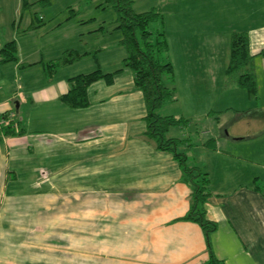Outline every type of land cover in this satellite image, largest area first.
I'll return each mask as SVG.
<instances>
[{
  "label": "crops",
  "instance_id": "0c3cea01",
  "mask_svg": "<svg viewBox=\"0 0 264 264\" xmlns=\"http://www.w3.org/2000/svg\"><path fill=\"white\" fill-rule=\"evenodd\" d=\"M206 2L207 6L192 3L193 8L177 6V62L184 65L188 79L207 86L199 102L192 105L190 114L195 119L203 118L213 109L210 87L214 79L225 78L230 33H248L249 50L255 56L256 79L262 76L264 80V0H234L231 6L234 9L230 11L226 10V0ZM34 26L33 29L37 27ZM63 26L61 22L52 31ZM100 28L96 33L109 38H114L117 31ZM164 30L171 50L166 25ZM117 32L119 36L113 39V45L93 44L88 48L86 45L82 50L68 46L65 38L60 39L48 48L45 56L33 61L25 60L16 39L18 62L0 64V68L13 64L11 74L15 78L24 74L26 84L31 85L24 93L0 99V118L13 111L15 121L25 131L22 136H5V126H0L2 180L10 174L5 167L7 150L28 147L29 143L40 144V139L46 138L51 161L67 157L59 170L61 174L52 172L53 177L60 174L61 189L56 188L57 181L52 178V184L44 189L50 191L52 199L36 202V213H31L29 208L25 218L33 219L32 223L48 224L56 220L78 225L76 231L68 228L60 233L23 235L13 230L7 232L12 234L8 238L0 233V264H206L209 254L201 229L181 220L189 209L190 196L181 167L171 153L159 151L155 142L144 136L143 95L134 87L132 72L122 68L126 51L118 45L121 34ZM67 50L90 54L61 68L48 82L43 65ZM86 60L91 62L90 72L122 70L114 76L111 85L100 80L88 87L87 108L71 109L58 97L67 91L69 78L90 73L81 70L90 65ZM26 64L31 66L21 67ZM31 69L37 70L35 78L25 74ZM163 115L184 117L167 112ZM179 129L185 135L184 129L180 126ZM186 137L180 140L183 150L185 144L191 143ZM224 138L222 149L216 138L197 144L200 160L206 163L202 167L208 171L212 194L204 205L205 214L217 224L210 237L211 251L222 264H262L264 194L258 182L264 171V120H235ZM65 141L69 151L58 154V145ZM186 146L184 151L179 150L187 155L192 148L191 144ZM212 169L218 172L214 178ZM11 174L16 179V173ZM58 191L68 194L60 200L53 199ZM105 193H114V197L101 198ZM235 195L242 199L238 201ZM226 197L232 199L228 207L233 210L227 208ZM6 208L2 217L14 218L10 213L13 207L8 204ZM17 222L16 219L10 224Z\"/></svg>",
  "mask_w": 264,
  "mask_h": 264
},
{
  "label": "rangeland",
  "instance_id": "374dc122",
  "mask_svg": "<svg viewBox=\"0 0 264 264\" xmlns=\"http://www.w3.org/2000/svg\"><path fill=\"white\" fill-rule=\"evenodd\" d=\"M24 1L27 2V6L24 5L23 7V0H0V45L3 44V42L11 40L16 41V39H18L20 47H22L24 52V58L27 61L38 60L41 55L45 56L48 48H51L63 38L69 42L70 45L68 46L72 48L77 47L82 50L86 45L88 48V46L93 44H108V46H111L114 43L113 39L119 36L117 31L115 32L114 38L96 33L99 27H103L104 30L107 31H113L112 29L117 24L116 19H118V13L115 9L116 1L106 3L104 0ZM130 1L132 2V10L136 13H145L153 10L162 14L164 17L165 22L163 28L165 29L166 25L171 49L169 50L168 47L167 56L173 66L171 81L168 78L164 81L166 85L173 87L175 94L174 100L165 103L158 109V112L162 116H164V112L175 115L179 114L177 117L184 116L182 118L189 121L186 124L188 125L187 127H181L184 129L185 135H182L179 127H173L170 129L171 132L167 134V137L174 136L176 139L181 140L183 136H187L185 140H190L191 143L187 144H191L192 148L187 152V155L185 154L187 166L198 167L208 173L207 169L202 167V164L206 163L200 160L199 146L201 144L199 142H201V140L206 141V139L209 138H216L220 149H222L225 133H229L232 122L243 118L247 120L259 119L255 118L253 114L264 112V109H260L264 108V80L261 79L262 76L257 77L256 80L259 92L256 96H251L248 95L245 90L239 89L233 81L226 82L224 77L222 80L214 79L210 87V92L213 97V109H210L203 118L195 119V117H192L193 115L190 114L192 113V105L199 102V99L203 96L202 93L206 92L207 86L205 84H199V82L193 78L188 79V74L185 72V68H183L184 65L177 62V6L179 5V8L184 9L191 5L193 8L194 5L192 3L199 6L197 3L200 2L202 6H207V4H205L207 3L206 0ZM233 1L234 0H226L227 11L234 9L231 8ZM39 19H42V21ZM61 22L64 24L63 28L61 30L58 28L52 31V29ZM32 23L37 27L26 31ZM103 37L105 39H103ZM229 38L230 35H228V40ZM178 54L180 55V51ZM85 63H90V65L82 67L81 70L90 72L89 70H92L90 69L92 66L91 62L86 60ZM12 65L13 64H9L4 66V68H0V89L3 87V89L0 90V99L2 101L6 100V98H11L12 95H16L19 92L24 93L31 87V85L26 84L24 74H22L23 76L21 75V78H15L16 76L11 74L10 69L13 67ZM26 71L25 74L33 75L35 78L34 73L37 70L31 69ZM202 102H204V100ZM204 104L205 103H202V105ZM6 114H8V112ZM15 119L16 117L14 114L12 120ZM202 131H204V136L201 135ZM40 140V144L29 143L28 147L25 146L21 149L7 150L5 158L7 164L5 167L10 170V174H8L9 178L2 180L0 171V233L2 235L4 234L5 238H8L7 235H12L7 234V232L13 230L26 235L40 232L60 233L62 231L66 232L68 228H70V231H76L78 228L77 224H61L60 222H56V220H54L55 222L53 221V223L45 224L32 223L34 221L33 219L25 218L28 216L26 212L29 213V208L32 211L31 213H36L34 212V210H37V208L34 207L36 202L52 199V197L49 196V194H51L50 191L46 192L44 190L47 185L52 184V178H55L57 181L54 182L55 185H57L56 188L61 189V171L59 170L63 167V162L67 161V157L59 159L54 158V160L51 161V149L47 146L49 140L46 138ZM180 143L181 142L177 144L179 152L183 150L182 147L180 148ZM187 144L183 146L184 150L187 148ZM66 145V141L58 145V154H66L69 151ZM195 147L198 148L195 149ZM219 166L221 167L220 164ZM54 170L60 173L58 174L59 176H52ZM211 171L214 178L216 176H214V174L218 172H214L213 169ZM12 172L16 173V179H14L13 174H11ZM66 172H68V169H66ZM260 176L261 182H258V186H261L262 193L264 194V171L260 173ZM67 194L68 193L62 191L54 192L53 199L60 200L62 196ZM86 194L92 195V193ZM118 194L121 193H117L116 195ZM113 197L114 193H105L101 195V198ZM235 197H237L238 201L242 199L241 196L235 195ZM226 200L228 202L227 208L233 210L228 207L232 199L226 197ZM8 204L13 207L10 213L14 218L2 217L7 211L6 206H8ZM16 219L19 223L10 224ZM23 235L22 237H24ZM260 242L264 245V236L261 237ZM23 259L25 258L23 257ZM258 259L261 260L262 258L258 257ZM261 263L264 264V260H262Z\"/></svg>",
  "mask_w": 264,
  "mask_h": 264
},
{
  "label": "trees",
  "instance_id": "16d2710c",
  "mask_svg": "<svg viewBox=\"0 0 264 264\" xmlns=\"http://www.w3.org/2000/svg\"><path fill=\"white\" fill-rule=\"evenodd\" d=\"M43 1L48 2V0ZM112 1H116L115 9L118 13L114 30L121 34L118 45L126 51V56L122 60V68H128L132 72L134 87L143 95L146 108V115L143 118L146 128L144 136L155 142L159 151L171 153L178 162L182 171V179L190 189L189 209L181 220L192 222L201 229L209 254L206 264H222L211 251L210 237L216 231L217 224L206 218L204 209L206 201L211 196L209 174L198 167L187 166L186 155L179 152L177 148V144L181 141L167 137L171 128L183 127L189 121L173 116H162L158 112L161 106L174 100L175 94L173 87H169L164 81L166 78L171 81L173 74V66L167 56L168 43L163 28L164 17L153 10L136 13L132 10L130 0H104L105 3ZM24 5L27 6V2L23 0V7ZM34 27L31 25L27 30ZM100 30L104 28L101 27ZM87 54L90 53L80 54L74 50H67L54 61L45 63L43 66L47 81L51 82L61 68L79 61ZM10 62H18L15 41L4 43L0 49V64ZM25 66L31 65L26 64L21 67ZM122 68L112 73H103L100 69H96L87 74L71 77L67 80V91L60 95L58 100L71 109L87 108L89 106L88 87L100 80L111 85L114 76ZM225 80L226 82L233 81L248 95L256 96L258 93L255 56L250 53L247 32L230 34ZM253 116L263 120L264 112L254 113ZM12 124L3 127L5 136L16 137L25 134L19 121H16L17 130Z\"/></svg>",
  "mask_w": 264,
  "mask_h": 264
},
{
  "label": "built area",
  "instance_id": "2783aa9c",
  "mask_svg": "<svg viewBox=\"0 0 264 264\" xmlns=\"http://www.w3.org/2000/svg\"><path fill=\"white\" fill-rule=\"evenodd\" d=\"M13 116H14V113L12 111H9L5 117H1L0 118V126H2V125L6 126V125L13 123L12 125H13L14 129L17 130V124H16V122H14L15 120H12Z\"/></svg>",
  "mask_w": 264,
  "mask_h": 264
},
{
  "label": "water",
  "instance_id": "95a60500",
  "mask_svg": "<svg viewBox=\"0 0 264 264\" xmlns=\"http://www.w3.org/2000/svg\"><path fill=\"white\" fill-rule=\"evenodd\" d=\"M15 106H16V108H17L18 104L16 103V105H15Z\"/></svg>",
  "mask_w": 264,
  "mask_h": 264
}]
</instances>
